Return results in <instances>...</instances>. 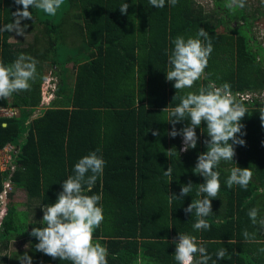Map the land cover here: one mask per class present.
<instances>
[{
  "label": "trees",
  "instance_id": "obj_1",
  "mask_svg": "<svg viewBox=\"0 0 264 264\" xmlns=\"http://www.w3.org/2000/svg\"><path fill=\"white\" fill-rule=\"evenodd\" d=\"M223 1L213 0L217 9L207 16L198 7V0H178L174 7L165 0L163 8L152 7L149 0H64L55 16L30 8L32 19L22 23L33 24L36 17L43 25L42 29L35 27V45L27 50L38 61L37 75L30 82V90L13 93V106L20 108V117L0 118V149L15 142L20 145L15 171L0 169V196L10 179L37 204H54L62 182L74 175L78 134H109L113 140L103 141V147L91 141L90 150L106 151V170L88 192L102 197L98 206L103 209V229L97 233L95 229L93 239L107 248L108 264H138L142 247L146 248L143 255L151 258L148 264H176L173 241L179 233L195 236L198 243H203L212 257L208 264H264V253L259 251L264 248V229L254 226L247 215L256 207L264 216V127L259 118L264 108V47L251 30L259 18L251 17L244 8L229 12ZM124 3L129 5L126 15L119 9ZM71 6L73 13L78 11V20H84L78 39L86 37L95 47L89 55L95 59L84 65L78 60V47L70 55L47 37ZM18 8L22 10L14 0H0V29L13 23V13ZM200 28L208 33L213 46L207 69L209 65L214 68L194 84L193 90L176 92L174 82H168L165 73L174 47L172 41L177 36L197 38ZM39 37L48 38L46 45L37 47L42 44ZM9 38L10 31L0 30V63L6 67L21 55L15 52ZM235 39L238 41L231 51L226 43ZM81 44L84 46V41ZM218 51L229 55L215 60ZM47 60L53 68L60 65L63 73L73 63L76 80L70 87L61 77L55 100L30 121L40 107L46 76L39 64ZM210 82L218 87L230 84L234 98L247 108L241 134L237 135L245 143L233 145V162L221 161L214 169L219 173L221 187L211 201L212 214L205 217L210 229L196 231V216L186 214L184 209L201 198L197 196L198 185L205 181L193 175L192 169L198 155L207 150L204 141L210 138L202 123L195 129L196 148L182 154V136L168 135L173 126L168 123L169 113L163 110L174 108L180 103L179 97L197 92ZM236 92L251 94L252 100L244 101ZM8 106L7 98L0 99V108ZM188 123L183 121L175 128L179 132ZM155 131L160 135L154 136ZM83 150L79 148L78 154ZM236 166L252 171L246 190L236 185L227 187L226 180ZM169 167L171 175L166 176ZM189 182L193 186L188 196L170 204L169 196L179 197L181 185ZM1 207L0 198V212ZM27 220L28 212L16 211L14 205L7 208L0 222V249L6 251L13 240L27 238L34 246V263L70 264L35 250L38 241L30 235ZM245 230L255 233L254 239L246 241ZM220 249H225L226 254L218 260L216 253Z\"/></svg>",
  "mask_w": 264,
  "mask_h": 264
},
{
  "label": "clouds",
  "instance_id": "obj_2",
  "mask_svg": "<svg viewBox=\"0 0 264 264\" xmlns=\"http://www.w3.org/2000/svg\"><path fill=\"white\" fill-rule=\"evenodd\" d=\"M14 2L22 6V10L18 8L13 13V23L5 25L0 30L14 31L18 36H24L28 27L27 25L21 27V21L32 19L30 8L34 7L47 15L55 16L64 4V0H14ZM149 3L155 8L165 6V0H149ZM168 3L174 7L178 0H168ZM226 6L243 8L245 0H229ZM128 7L127 3L122 4L119 7L120 12L126 15ZM200 37H203V40ZM172 44L174 47L168 55L166 80L174 82L176 92L191 89L204 75L213 52L208 33L200 28L197 38L185 39L177 36ZM36 64L34 58L24 55H20L10 66L6 67L0 63V99L29 90L30 82L34 81L37 75ZM236 95L240 98L246 94ZM176 98L175 95L173 99ZM179 100L177 106L174 108L168 106L163 112L169 113L168 123L173 126L168 135L171 138L178 135L183 138V147L180 150L187 152L196 148L198 137L195 129L202 123L206 125V134L210 138L204 141L207 150L198 155L196 165L192 169L193 175L202 176L205 181L198 185L197 196L201 198L193 200L184 209L186 214H194L197 218L193 224L194 230H209L210 225L205 217L212 214L211 201L218 195L221 187L219 173L214 169L221 161L233 162L234 144L244 145L245 141L237 139V135L241 134L243 128L241 121L246 116L247 108L237 102L228 83L217 87L214 82H210L207 87H200L197 92L189 91L179 97ZM259 118L261 126L264 127V108L260 109ZM183 121L189 123L178 132L175 125ZM152 134L160 135L158 131ZM98 151L99 149L79 159L73 169L74 175L62 182V191L57 195L56 202L42 207L43 217L38 222L41 226L33 227L30 233L38 241L35 244L37 252L54 260L58 258L60 261H69L70 264H108L107 248L93 239L94 230L99 228L104 220L103 209L98 206L102 197L86 194L95 186L105 166L103 158L97 155ZM164 174L170 176L171 168L169 167ZM251 178L250 168L236 166L231 169L226 184L229 189L236 185L246 190ZM192 186L191 182L181 185L179 197L175 194L169 196V203L171 204L174 199L179 200L188 196ZM247 215L254 226L258 225L260 229H264V216L259 215L258 208L249 209ZM243 236L248 241L254 239L255 233L250 234L245 230ZM173 243L176 264H208L212 259L203 243H198L195 236L179 233ZM259 251L264 253V248ZM225 254L226 250L220 249L216 257L218 260L223 259ZM19 260L21 264H31V257L27 254L21 256ZM213 264H216V261H213Z\"/></svg>",
  "mask_w": 264,
  "mask_h": 264
},
{
  "label": "crops",
  "instance_id": "obj_3",
  "mask_svg": "<svg viewBox=\"0 0 264 264\" xmlns=\"http://www.w3.org/2000/svg\"><path fill=\"white\" fill-rule=\"evenodd\" d=\"M198 5H199L198 7L202 8L203 15L207 16L208 14H206L205 11H204L205 7L201 6V4H198ZM32 23L33 24L27 25L28 27L25 29V34L29 35L30 38L32 37V41L28 43L27 50L30 49V45L31 44L35 45L34 44L35 43V35L37 33V30H36L35 27H38V28H41V29L43 27V25L38 23V19L36 17L33 19ZM82 25L84 26V20L83 19L78 20V37L80 36V34H79L80 32L79 31H81L79 26H82ZM23 26H24V23H22V21H21V27H23ZM15 36H16V33L14 31H10L9 42L12 43L13 45H15L14 46L15 48H13L15 50V52L17 53V51H19V53L21 55H24L26 57L34 58V56L32 54H30V51L28 52L26 49L24 50V49H20L18 47L19 44L17 43V41L16 42L14 41L16 39ZM254 38H256V35H255ZM40 39H41V37H39V40ZM55 41L58 43L59 40L57 39ZM81 41L82 42L84 41V46L82 48H79L78 60L80 61V63L82 62V65H84L87 62L92 61V60L95 59V57L94 58L92 56L89 57V55H91L90 54L91 51H93L95 49V47L90 44L89 39H87L86 37H84V39H82V38L78 39V43H81ZM44 43L46 44L47 42H44ZM39 46L40 45H37V47H39ZM96 55H98V54H96ZM48 59H49V57H48ZM15 60H17V58ZM44 63H51V62L49 60L44 61V62H40L39 65L42 67V69H43V64ZM36 65H38V61H37ZM75 67L76 66L73 65V68L75 70L74 76H75V80H76V71H77V69ZM54 68H55L54 71L53 72L51 71V75L57 76V75H59V72H61L62 78H65V75L68 73L66 69H65L66 72L63 73L62 69L60 68V65H58V66H56ZM213 68H211V65H209V68L205 69V73L202 76L201 80H204L205 77L207 76V74H209L210 71ZM43 72L46 74V76H45V80H44L43 85H42V100H41L39 109L32 114V117H31L30 121L35 119V118H37L38 116H40L43 111H45L47 108L50 107L51 103L56 98V90H57L58 84L60 83L59 82L58 84H55L54 76L49 77L50 73L49 72L47 73V70L43 69ZM47 77H49V78H47ZM46 78H47V80H46ZM50 82H54V83H52V85H50ZM32 83H33V81H32ZM31 88H32V85H31L30 89ZM47 88H48V90H47ZM193 89H194V86L190 90H193ZM27 91H21V92H23L22 94H24ZM237 93L238 92H236V94ZM15 97H16L15 94H12L10 97H8V98H12L11 102L7 98L9 106L6 107V108H0V118L20 117V115H21L20 108H17V107L13 106V101H14ZM30 121L28 123H30ZM4 126H6V124H4ZM108 139L110 141H112L113 140V136L112 135L109 136V134L106 135V136H104L102 134H99V135L93 134V136H83L82 133L78 134V149L79 148H82V149L84 148V150L81 152V154L80 153L78 154V149L74 150L75 161L78 162L79 159H81L82 157L88 155L89 153H91L93 151H96V150H90L91 145H92L91 141H98V142H94V143L95 144L99 143L103 147V141H106ZM18 143L19 142L8 144L3 149H0V169L2 171H10V173L15 171V168H16V156L18 154V151L20 150V145ZM107 144H108V142H107ZM182 147H183V142H181V148ZM3 152H6L5 155H2ZM105 152L106 151L103 150V148H102V151L97 152V155L101 156L104 161H106V159L104 158V155L106 154ZM181 153L183 154L185 152L181 151ZM8 157H11V158L8 160ZM105 170H106V164L104 166L102 174L105 173ZM9 178H11V174H10ZM103 181L104 180L100 181L101 188H102V185H104ZM11 183L12 182H11L10 179L5 182V189L1 193V196H0L2 207H3V202L6 203V205L4 207L5 208V212L4 213H2V209L3 208L1 207L0 222L2 221L3 217L6 215L7 208L10 205H14L16 211H26V212H28L27 224H28L30 229H33V227H35L36 225H40L38 223V221L40 219L42 220L43 212H42L41 209H42L43 206L41 204L40 205L37 204L34 200H30L28 195H27V193H26V191L24 189L18 188V187L14 186ZM17 191L25 193V195L27 196V200L28 201H27V209L26 210H23V209L19 210V209H17L18 205L17 204H13L14 203V195H15V192H17ZM86 194H88V192H86ZM32 214L33 215L35 214V220L32 221L33 223H30ZM34 222H35V225H34ZM102 225H103V222L101 223L99 228L96 229V233L98 232V230H101V232H102V229H103ZM25 240H29V239H27V238L26 239L25 238H19V239L13 240L11 242L8 250L4 251V250L0 249V258L2 257L0 259V264H16V263L17 264H21V261L19 260V258L21 256H24L25 254H27L28 256H31V259H32L31 260V264H36V262L34 263L33 256L31 255V252L34 250V246L32 245V243L30 245L26 246L27 242ZM25 247H27V249H24ZM145 251H146L145 247H142L140 249L138 264H144V262H146V264H148L149 262H152L150 260L151 258H147V257H145L143 255L145 253ZM29 253H30V255H29Z\"/></svg>",
  "mask_w": 264,
  "mask_h": 264
},
{
  "label": "rangeland",
  "instance_id": "obj_4",
  "mask_svg": "<svg viewBox=\"0 0 264 264\" xmlns=\"http://www.w3.org/2000/svg\"><path fill=\"white\" fill-rule=\"evenodd\" d=\"M66 1V0H65ZM229 2V0H225L223 1L224 6L226 7V9L229 12H232L236 9H242L239 7H232L229 8L227 7V3ZM198 3L201 4V6H204V11L206 14H210L212 12H214V10L217 9V7L215 6L213 0H198ZM246 11V13L248 15H250L251 17H255V18H259L258 21L254 22L252 24V34L254 33V37L256 35V39L257 41L264 47V14L262 12H264V0H245V6L243 7ZM77 12V13H76ZM73 13L72 10V6L67 10L66 14H64L62 16V18L59 20L58 25L56 28L52 29L49 33V35H47V37L50 39V37L53 40H59L58 44L60 47L65 48L66 52L70 55H72L75 51L74 47H78V48H82L83 45L81 43H78V11H76ZM214 17V16H213ZM233 26H236V24L233 23ZM15 42L17 41V43L19 44V48L20 49H26L28 48V43L32 41V37L30 38L29 35L25 34L24 36H15ZM48 38H46L45 40L41 38V42L42 44L40 45H46L44 42L48 41ZM236 41H238L237 39H235V41L230 40L228 41V43H226V45H228L229 50L232 51L233 47L236 46ZM53 55V53H51V56ZM229 54H224V52H219L218 51V55H216L215 60H219L222 59L226 56H228ZM212 60V58L209 59V63ZM37 69V68H36ZM43 69L47 70V73L49 72L51 76V71L53 72L55 68L52 67V65L50 63H44L43 64ZM235 69H237V67H235ZM66 70H67V74L65 75V78L67 79V83L70 87H72L74 85V81H75V70L73 68V63H69L66 66ZM47 77V78H49ZM62 77L61 72H59V75L54 76L55 79V84H58L60 82V78ZM46 78V80H47ZM52 83L54 82H50V85H52ZM46 92V91H45ZM9 101H12V98H8ZM6 152H3L2 155H5ZM27 196L25 195V193H22L20 191L15 192L14 195V203L13 204H17L18 207L17 209H23L26 210L27 209ZM35 220V214L31 215V220L30 223H33L32 221ZM41 221V219L39 220ZM38 221V222H39ZM35 225V222H34ZM33 225V226H34ZM27 242L26 246L30 245L32 243L31 240H25ZM18 243V242H17ZM16 243V244H17ZM24 249H27V247H25ZM31 257V256H29ZM1 259V258H0ZM17 264V263H16Z\"/></svg>",
  "mask_w": 264,
  "mask_h": 264
},
{
  "label": "built area",
  "instance_id": "obj_5",
  "mask_svg": "<svg viewBox=\"0 0 264 264\" xmlns=\"http://www.w3.org/2000/svg\"><path fill=\"white\" fill-rule=\"evenodd\" d=\"M240 98L243 99V100H251V99H252V98H251V94H246V95H244V96H240ZM10 158H11V157H8V160H9ZM5 205H6V203L3 202L2 213L5 212V208H4Z\"/></svg>",
  "mask_w": 264,
  "mask_h": 264
}]
</instances>
